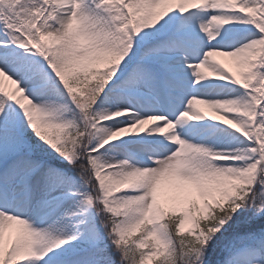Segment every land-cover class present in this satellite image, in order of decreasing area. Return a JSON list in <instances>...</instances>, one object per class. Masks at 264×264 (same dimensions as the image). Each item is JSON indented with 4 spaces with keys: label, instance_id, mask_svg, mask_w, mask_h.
<instances>
[{
    "label": "snow or ice",
    "instance_id": "snow-or-ice-1",
    "mask_svg": "<svg viewBox=\"0 0 264 264\" xmlns=\"http://www.w3.org/2000/svg\"><path fill=\"white\" fill-rule=\"evenodd\" d=\"M0 264H264V0H0Z\"/></svg>",
    "mask_w": 264,
    "mask_h": 264
}]
</instances>
